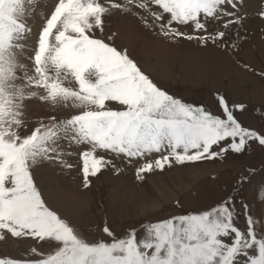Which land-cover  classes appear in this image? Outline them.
Listing matches in <instances>:
<instances>
[{"label":"snow or ice","instance_id":"6c2138e0","mask_svg":"<svg viewBox=\"0 0 264 264\" xmlns=\"http://www.w3.org/2000/svg\"><path fill=\"white\" fill-rule=\"evenodd\" d=\"M245 2L56 0L30 46L29 21L41 0H0V242L31 240L48 249L31 246L22 259L3 254L0 264H264V218L234 195L129 226L119 236L105 219L97 226L103 235L89 239L71 219V197L91 190V178L103 170L119 173L117 161L135 166L142 181L174 165L223 160L253 145L264 149V130L238 118L246 105L219 92L218 113L186 103L118 48L115 32L104 36L107 17L131 15L170 42L237 49L226 37L234 31L241 38ZM257 14L264 20V6ZM32 99L70 111L30 128L25 102ZM74 155L79 166L71 162ZM46 162L67 174L77 169L79 182L73 177L67 190L53 188L40 175ZM255 171L238 177L234 191L251 184ZM253 195L264 204V180Z\"/></svg>","mask_w":264,"mask_h":264},{"label":"rangeland","instance_id":"374dc122","mask_svg":"<svg viewBox=\"0 0 264 264\" xmlns=\"http://www.w3.org/2000/svg\"><path fill=\"white\" fill-rule=\"evenodd\" d=\"M246 2L250 9H246ZM246 2L244 10L247 19L240 30L241 38L237 40L234 31H230L226 37L229 44L237 41V49L216 47L211 43L203 47L195 41L182 39L170 42L145 29L131 15L107 17L104 36L115 32V45L126 48L154 82L169 94L218 113L215 94L219 92L230 103L246 105L244 113H237L245 127L264 130V77L258 75L264 73V20L257 14L264 3L262 0ZM55 3L56 0H41L43 7L29 21L33 27L30 46L37 40L44 14L52 11ZM259 19L257 27L250 31L248 25H254L250 21ZM21 59L31 66L30 61ZM25 103L30 128L41 120L47 122L53 115L64 117L70 111L53 108L39 99ZM70 159L79 166L77 156ZM117 163L124 168L123 171L115 173L110 169L103 170L91 178V190L71 197L76 209L71 219L82 233L87 229L85 234L89 239L103 235L97 226L102 225L105 219L119 236L129 226L138 227L141 222L202 210L228 195L238 196V204L240 201L248 203L254 216L264 218V204L253 195V188L264 180V149L259 146L253 145L241 154L229 153L223 160L174 165L163 172L147 174L142 181L136 178L135 166L120 161ZM249 169L256 170L252 183H245L239 192L234 191L238 177L249 175ZM198 172L203 174L197 176ZM40 175L53 188L61 191L67 190L73 177L77 183L80 178L77 169L67 174V170L62 171L47 162L40 167ZM58 211L64 213L65 210L61 208ZM238 223L241 228L245 226L243 216ZM31 246L48 251L47 247H40L35 241L17 243L10 240L7 245L0 242V255L8 254L22 259V254Z\"/></svg>","mask_w":264,"mask_h":264},{"label":"bare ground","instance_id":"6f19581e","mask_svg":"<svg viewBox=\"0 0 264 264\" xmlns=\"http://www.w3.org/2000/svg\"><path fill=\"white\" fill-rule=\"evenodd\" d=\"M248 1V0H247ZM250 2V1H249ZM247 3V7H246V9H250V7H249V3L248 2H246ZM245 6H246V4H245ZM260 21V20H259ZM219 165V164H218ZM121 168V167H120ZM121 170L123 171L124 170V168H121ZM123 173V172H122ZM196 173H197V171H196ZM203 173H200V172H198V174H197V176H201ZM120 176V175H119ZM118 176V177H119ZM118 177H116L117 178V180H119L120 181V178H118ZM196 178V177H195ZM94 180H95V178H94ZM92 188V187H91ZM58 190V189H57Z\"/></svg>","mask_w":264,"mask_h":264},{"label":"crops","instance_id":"0c3cea01","mask_svg":"<svg viewBox=\"0 0 264 264\" xmlns=\"http://www.w3.org/2000/svg\"><path fill=\"white\" fill-rule=\"evenodd\" d=\"M259 20H260V19H259ZM250 22L254 23V25H253L252 27L248 25V27H249L250 31H252V30H253V28H254L255 26L257 27L256 23H258V24H259V22H260V21L251 20Z\"/></svg>","mask_w":264,"mask_h":264}]
</instances>
